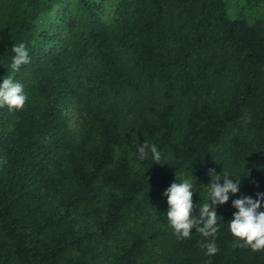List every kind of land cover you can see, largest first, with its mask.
<instances>
[{
	"label": "trees",
	"instance_id": "1",
	"mask_svg": "<svg viewBox=\"0 0 264 264\" xmlns=\"http://www.w3.org/2000/svg\"><path fill=\"white\" fill-rule=\"evenodd\" d=\"M258 5L0 0V77L28 96L20 111L0 108V264H264L227 230L232 200L264 192V15L248 14ZM21 42L31 59L14 72ZM144 141L160 164L139 159ZM209 169L247 175L216 209L212 257L195 228L179 240L161 215L175 177L190 176L193 203L205 202Z\"/></svg>",
	"mask_w": 264,
	"mask_h": 264
},
{
	"label": "clouds",
	"instance_id": "2",
	"mask_svg": "<svg viewBox=\"0 0 264 264\" xmlns=\"http://www.w3.org/2000/svg\"><path fill=\"white\" fill-rule=\"evenodd\" d=\"M11 50L13 55L10 67L14 72L30 63V53L25 43L13 44ZM0 81H2L0 82V108L6 106L9 111L22 110L28 100L23 84L12 76L0 77ZM137 151L141 161L146 160L149 153L153 163L160 164L162 160L161 151L155 144L149 145L144 141L140 143ZM208 175L211 179L206 184V201L195 204L193 196L198 193L197 182L194 183L193 179L187 175L179 180L175 177L174 182L162 192V196L166 198L167 210L161 215L166 217L173 235L179 240L191 238L192 229L195 228V232L205 238L206 242L202 245L204 255L212 257L220 251L216 241L221 231V224L224 222L216 209L226 204L230 196H236L240 192L241 176L247 175L234 174L230 171H224L221 174L214 169H209ZM262 206H264V192H257L255 198L241 195L232 200V207L236 211L227 221V230L234 238H237V243L250 248L253 252L264 251V207ZM207 264H211V261Z\"/></svg>",
	"mask_w": 264,
	"mask_h": 264
},
{
	"label": "rangeland",
	"instance_id": "3",
	"mask_svg": "<svg viewBox=\"0 0 264 264\" xmlns=\"http://www.w3.org/2000/svg\"><path fill=\"white\" fill-rule=\"evenodd\" d=\"M239 5L240 3L237 4V2H233L232 4L229 3L228 10H229V15L231 17L236 16ZM248 10H249L248 11L249 16L252 17H257V16L259 17L264 15V6L262 5L249 8ZM79 122H80V110H76L75 108L71 109L69 111V123L71 128L73 130H76L78 128Z\"/></svg>",
	"mask_w": 264,
	"mask_h": 264
}]
</instances>
